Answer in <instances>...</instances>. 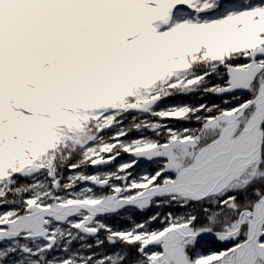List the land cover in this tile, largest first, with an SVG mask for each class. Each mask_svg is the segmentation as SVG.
<instances>
[{"label":"snow or ice","instance_id":"6c2138e0","mask_svg":"<svg viewBox=\"0 0 264 264\" xmlns=\"http://www.w3.org/2000/svg\"><path fill=\"white\" fill-rule=\"evenodd\" d=\"M0 264H264V0H0Z\"/></svg>","mask_w":264,"mask_h":264},{"label":"trees","instance_id":"16d2710c","mask_svg":"<svg viewBox=\"0 0 264 264\" xmlns=\"http://www.w3.org/2000/svg\"><path fill=\"white\" fill-rule=\"evenodd\" d=\"M178 100L181 101H188V102H199V101H194L192 98L190 97H178ZM206 100H210V101H214V102H219V98L217 97H205Z\"/></svg>","mask_w":264,"mask_h":264},{"label":"water","instance_id":"95a60500","mask_svg":"<svg viewBox=\"0 0 264 264\" xmlns=\"http://www.w3.org/2000/svg\"><path fill=\"white\" fill-rule=\"evenodd\" d=\"M148 165L147 164H142V167H147Z\"/></svg>","mask_w":264,"mask_h":264},{"label":"flooded vegetation","instance_id":"af4514ba","mask_svg":"<svg viewBox=\"0 0 264 264\" xmlns=\"http://www.w3.org/2000/svg\"><path fill=\"white\" fill-rule=\"evenodd\" d=\"M147 167H154L153 165H148Z\"/></svg>","mask_w":264,"mask_h":264}]
</instances>
